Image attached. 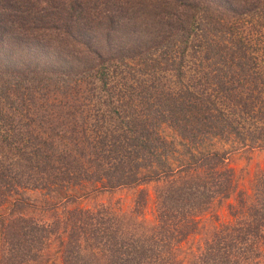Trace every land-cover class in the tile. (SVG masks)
Here are the masks:
<instances>
[{
	"label": "trees",
	"instance_id": "16d2710c",
	"mask_svg": "<svg viewBox=\"0 0 264 264\" xmlns=\"http://www.w3.org/2000/svg\"><path fill=\"white\" fill-rule=\"evenodd\" d=\"M256 149L264 0H0V264H264Z\"/></svg>",
	"mask_w": 264,
	"mask_h": 264
},
{
	"label": "rangeland",
	"instance_id": "374dc122",
	"mask_svg": "<svg viewBox=\"0 0 264 264\" xmlns=\"http://www.w3.org/2000/svg\"><path fill=\"white\" fill-rule=\"evenodd\" d=\"M262 52V51H261ZM259 52L260 56H263ZM230 166H232L235 170V173L240 178H244V182L247 184V181L249 177H251L256 169L264 167V150L262 149H256L253 151H240L232 155V158L230 160ZM153 183H150L146 186V188L150 191V193H153ZM137 189H117L112 192H105L102 194H96L91 195L86 198H80L76 204L83 207H90L93 208L101 203H107L112 202L115 203L117 206L122 207L123 209L130 210L133 206L134 197L136 194ZM10 207V203H7L3 206H0V213H6L8 211V208ZM60 210V209H59ZM4 213V214H5ZM50 212H44L40 213L44 217H47V215ZM152 210H146L145 214L148 218L151 217ZM219 213L221 219L228 218V214L226 211V207L219 208ZM55 242H52L51 247L49 249L50 259L46 264H61L59 261V254L56 252Z\"/></svg>",
	"mask_w": 264,
	"mask_h": 264
}]
</instances>
